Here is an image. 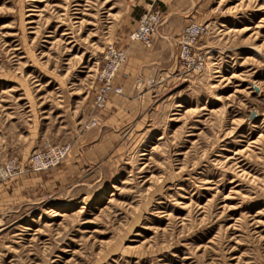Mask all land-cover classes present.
Segmentation results:
<instances>
[{"label":"rangeland","instance_id":"374dc122","mask_svg":"<svg viewBox=\"0 0 264 264\" xmlns=\"http://www.w3.org/2000/svg\"><path fill=\"white\" fill-rule=\"evenodd\" d=\"M109 43L123 90L95 111ZM0 264H264V0H0Z\"/></svg>","mask_w":264,"mask_h":264},{"label":"built area","instance_id":"2783aa9c","mask_svg":"<svg viewBox=\"0 0 264 264\" xmlns=\"http://www.w3.org/2000/svg\"><path fill=\"white\" fill-rule=\"evenodd\" d=\"M160 19L161 12L158 8L147 10L139 17L135 29L129 33V40L139 41L146 46H150L152 35L156 31ZM204 33H206L205 25L192 22L184 27L181 38L179 39V58L188 67L193 65L194 70L203 68V60H197L193 57L192 48ZM126 59L127 53L122 47H118L113 43H109L106 46L103 55V64L98 73V88L93 97L95 111L103 110L112 96L122 94V86L115 84V80ZM97 120V114L94 113L90 117L87 126L95 125ZM63 152H65L64 149L56 154L61 156ZM42 159L40 155H35L33 162L39 165L42 164Z\"/></svg>","mask_w":264,"mask_h":264},{"label":"crops","instance_id":"0c3cea01","mask_svg":"<svg viewBox=\"0 0 264 264\" xmlns=\"http://www.w3.org/2000/svg\"><path fill=\"white\" fill-rule=\"evenodd\" d=\"M167 29L165 30V36H161L160 38L155 35L154 36V40H153V46L152 49H147L148 51L145 53H142L140 56L137 54H134L132 52V50L129 53V62L128 65L125 67V70L127 72V74L129 75L128 79L132 80L133 77L136 75V72L138 71L136 66L139 64V62H144L145 60H151L156 62L158 61L161 51H162V47H164L167 42H168V38L169 37H173L175 36L178 32L177 29L179 28H175V30H173L172 24L171 25H166ZM141 44V43H140ZM142 45V44H141ZM146 54V55H144Z\"/></svg>","mask_w":264,"mask_h":264},{"label":"water","instance_id":"95a60500","mask_svg":"<svg viewBox=\"0 0 264 264\" xmlns=\"http://www.w3.org/2000/svg\"><path fill=\"white\" fill-rule=\"evenodd\" d=\"M254 88H255L256 91L258 90V87L257 86H255Z\"/></svg>","mask_w":264,"mask_h":264}]
</instances>
